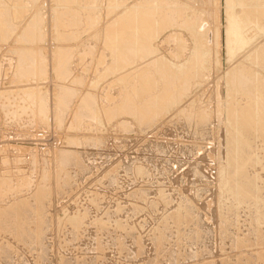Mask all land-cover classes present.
<instances>
[{
	"label": "bare ground",
	"instance_id": "obj_1",
	"mask_svg": "<svg viewBox=\"0 0 264 264\" xmlns=\"http://www.w3.org/2000/svg\"><path fill=\"white\" fill-rule=\"evenodd\" d=\"M89 1L86 0L87 4H89V3L93 4V6H95V7H97L99 2H100V0H89ZM169 1L171 2V0H169ZM35 2L36 1L32 2V4L30 3V6H35V5H33ZM57 2H58V5H59V3H64L65 8H67L69 10L68 15H65L64 19L61 18V16L59 17L58 24L60 26V25H64L66 23V25L68 24V25L73 27L72 33H74V34L71 35L72 40L77 41L76 42L77 43L76 48H78V50H79V48L82 47V45H85V42H86V40L84 41L83 36L82 37L80 36V30L81 29H80L79 25H80V23H84L88 19V17H86L87 16L86 14H82L81 16L79 14L77 15L76 10L80 9V8L84 9V8H88V7H85L84 5H83L84 8L81 7L78 3L79 0H57ZM160 2H161V0H152L151 2H149L145 6H142V7L138 6V9H136V10L134 9V12L131 14L129 13V9H127L126 11L121 13L120 16H118V19L116 20L115 25L111 29H107V28L105 30L99 29L98 30L99 32L94 34L95 38H97L98 36H101L103 41H104L103 43H104L106 49H108L112 55L113 54L116 55V59H117L116 64H115L116 67L113 69L115 72H120V70H124L126 68H129L132 70V66H134L138 62L140 63L142 60H145V59L155 60L153 63L151 62L149 64L143 65L142 67H140L139 70H137V68L135 69L136 79L141 74H143L145 72H148V73H146V76L144 75L145 76L144 78H138L137 79V84L134 88L135 93L133 94V96H130V98H127V100L124 101V104L122 106L120 104L114 105L116 103V101L119 102V100H120L119 99V100H116L114 104L111 103L112 105L115 106V108L112 110V113H110V108H109V110L106 109L108 107L103 109L104 111H106L108 118L113 119L115 117V119H117L118 117H120V115L129 113V114H132L131 116L134 115V117H135L134 119L137 121V124H139V126H140L143 123L145 125V122L147 120H149L153 114L154 115L158 114L160 112V109H162L164 107L169 110V111L167 110L168 112H172L182 102L180 100L182 98H180L178 96L181 95V97H183V99H186L189 96L188 91L192 90L190 88L191 85H189V84H188L189 88L186 87V89H185V86H187V84L183 85L185 80L190 78L193 81V80L199 79L200 77L204 78L207 76V74H205V73L210 71L209 70L210 67H209L208 63H210V60H213V57H212L214 55L212 52L213 48H216V51H217L216 58H215L216 60L214 59L215 60L214 62L216 64V67H219L220 64H222V62H223V64L225 62V64L228 65V64L236 61L238 59V57L241 56L244 52H246V50L248 48H251L253 45H255L259 39L264 38V25H263L264 24L263 23L264 22V0H223V2H222V4H223V13L222 14H224L223 15V21L221 19L222 22H220V24H219L218 19H216L217 20L216 23L208 21V25H204V23H202L203 21H206L204 19L200 23H197V21H196V23L194 22L195 24H192V23H190L189 25L187 24V26L184 29H186L189 34L191 33L192 36L194 37V40H196V42L194 44V48H193L194 54L190 58H187L186 61H184V60H183V62L172 61V63L167 64V62H165L166 60L164 61L163 58L156 57L158 54L156 53L157 48L154 46V41L158 37V31L161 33L162 28L165 24L167 25V24H171L173 22V23H176V25H177L178 23H182L186 16H183L181 14H179V15H181V16H179L177 11H176L177 14H175V15H174V13L172 14V12H171V14H168L167 13L168 11L165 12L162 10L165 8L160 6L161 5ZM202 2H203V4L208 6L209 4H212V3L217 4L218 0H202ZM10 4H11V2H10ZM107 4H108V2H107ZM167 4L168 3H166V5ZM81 5H82V3H81ZM120 5H121L120 1H117L115 4L111 1H109V5L107 8L115 10V9H118V7ZM177 5H176V7H177ZM20 7H21V3L17 2V4H15V6L13 7L12 12H8L5 16V19L3 21H0V32L4 33L5 37H7L6 35H7V33H9L8 31H10L11 34H12V32L14 34L15 31H16L15 34H17V32L22 33L23 31H25L26 26H28V24L31 22V21L28 22L26 24V26L22 29V31H19L21 26L18 23V21L21 20V23H23L21 18L23 17V15H25L24 14L25 12H21L22 10L21 11L19 10ZM59 7H60V5H59ZM190 7H191V5H190ZM190 7H189V9H190ZM185 8H186V6L184 7V9ZM198 8L199 7H193L194 11H192V9H191V12L199 13L200 8L199 9ZM209 8H211V7H209ZM59 9H61V8H59ZM96 11H98V9ZM188 11H190V10H188ZM97 13H99V12H97ZM128 13L130 15H128ZM183 14H185V10H184ZM95 15H96V13H95ZM188 15H189V17L187 16V18L189 19L191 17V19H192L193 14L192 15L188 14ZM199 15H197V16H199ZM1 16H2V14H1ZM201 16H203V15H201ZM193 17H195V16H193ZM7 18L10 19V21ZM1 19H3V18H1ZM188 19H187V21H188ZM198 19L199 18H197V20ZM36 21H37V19H36ZM104 21H106V20H104ZM8 22L12 23L13 26H9V28H7ZM86 22H88V21H86ZM87 24L88 23L83 24V25L86 26ZM95 24H98V22ZM95 24L94 25L88 24V27L90 29H96L97 25H95ZM221 24L223 27V34L221 33V29H220L221 27L219 26ZM105 25H104V27H105ZM37 27H39V25ZM81 27H83V26L81 25ZM42 29H43V27H42ZM172 29L174 30V27ZM40 31H43V30H40ZM68 31H69V29H68ZM171 32H173V31L171 30ZM1 33H0V35H1ZM4 34H3V36H4ZM171 34H173V33H171ZM82 35H84V34H82ZM184 35H185V33H184ZM18 36H19V34H18ZM31 36H32V33L29 34V37H31ZM33 36L38 37L37 28H36L35 32L33 33ZM94 36H92V37H94ZM180 36L179 37L177 36L175 38V44H176V42L178 44L184 43L183 38H185V37L182 38ZM190 37H191V35H190ZM90 38H89V40H90ZM43 39H45V38H43ZM222 39H223V42L221 41ZM0 40L2 42H5V39L3 40L1 37H0ZM166 41H167V39L165 40V42ZM42 42H43V40H42ZM92 43H91V45H92ZM21 44H23V43H21ZM91 45L87 46L84 50L83 49L80 50L81 51L80 53L78 52L80 55H82V57H81V59H79L78 62H77L78 59H76V62L78 63V65L84 63L83 68L85 66V63H87L85 61V59L87 58L86 56L93 54V52H94L93 50L96 49L95 46L92 48ZM171 45L172 44H170V47H171ZM220 45L223 46L222 48H223L225 56H222L220 54L221 53V52H219L220 49L218 50ZM212 46H213V48H212ZM183 47L184 46H181V47H178L176 49L171 50L172 51L171 53H173V56L175 57L176 60H180L182 57L184 58V55H185L184 50L185 49ZM83 48H84V46H83ZM189 48H191V47H189ZM254 49H255L254 50L255 53H253V54L247 53L245 59L241 63L238 60V62L240 63L239 65L234 66V67L231 66L233 68L230 69L227 72V74L223 77L226 80L224 90L222 87V90L219 89V90H216L215 93L212 92V94L214 93L216 98L219 100L218 103L216 102L217 104L215 103L219 107V108H217L218 116H220V113L223 115H224V113H228V117L225 119V122H224V119L222 121V123H223L222 126H225V128H226L225 129V135H224L226 138L225 140H226V144H227L226 145L227 150H226L225 157L222 158V156L224 154L223 155L221 154V151L223 150L224 147L222 148L221 151L219 150L218 154L213 152L214 158L216 159V161L218 160L220 163L219 167H218L219 172H218V176L216 179L217 180L216 181L217 186H218V192L216 193V201H217L216 209H214L211 212V214H209V210L207 211L206 207H202L196 201H192V200L188 199L187 197H183L182 199L179 200L176 207L172 208V210L169 212V210L171 208L170 205L172 204V202H171V200H169L165 196L162 189H160L158 194H157V197H156L157 201L155 200V203H152L154 205L153 207H149L150 202L147 199V196L149 193L147 191L140 190L141 192L135 193L134 195H132V199L134 197L135 199H137V200L139 199V201L143 202L142 204L135 205L134 208L136 209V211L146 210V207H144V204H146L147 207L151 208V210H153V211L158 210L157 208L159 207V205H164L165 210L166 211H167V209H169V210H168V213L166 215H164L166 213L165 212L163 214L164 216L162 218L160 217L161 218V220H159L160 223L158 221L159 225L152 231L153 232V235H152L153 241L152 240L151 241L153 242V245H154L152 247V248H154V250L152 249V253L154 252V254H155L154 257H150L151 259L145 260V261H140V262H138V260L140 259V255H144V253H146V246L147 245L145 244V242H143L145 240H142L140 235H136L132 231H130V230H132V227L134 229L138 230L139 226H132L130 228L126 224L128 222L125 223L124 221H122L121 218H120V221L117 219L116 228L118 230H122L123 235L122 234L120 236L115 235L116 234V232H115V234H114L115 236L112 237L113 236L112 232L109 234H112V236L110 235V237H112L111 238L112 242H113L114 246L116 247V248L115 247L114 248L118 250V252L121 256H124L125 259H127V262H129V264H134V263L135 264H146L147 262H149V264H186V263H184L185 261L190 262V264H264V188H262V185L264 182L263 181L264 178L262 175L264 173V78L262 77V75L264 74V44L260 45L257 48H254ZM189 51H190V49H189ZM101 52H102V50H101ZM187 53H188V51H187ZM9 54H11V53H9ZM57 54L59 56L58 57L56 56V57L60 60H58V62L57 61L55 62V60L57 58H54V68L68 67L67 64L71 61L70 57L66 56L62 51H58L57 53H55V55H57ZM62 54L65 55V57ZM107 54H108V52H107ZM12 55H14V54H12ZM18 56H20V60H18V62L20 61L19 62V64H20L19 69L22 70V73H32L35 71L34 69L38 70V69H42V68H47L46 66L48 63H47V60L45 59V56H43V55L42 56H35L34 54L30 53L29 51H25ZM61 56L64 57V59H62ZM108 57H109V55H108ZM241 57H239V58H241ZM14 59H13V61H14ZM104 60H105V56H102V57H98V59H96L95 61L97 62V64L100 65L104 62ZM15 61H16V59H15ZM88 63H89V61H88ZM107 63H108V61H106V64ZM122 64L123 65L126 64V65L121 67ZM188 64L189 65L192 64L191 68H189V69L187 68ZM108 65H109V63H108ZM17 66H18V64H17ZM78 68L80 69V67H78ZM78 68L76 69V66H75V68H73V69L78 70ZM108 68H110V67L108 66ZM67 69H69V68H67ZM71 70H72V68H71ZM101 70L103 71V69H101ZM105 70H106V68H105ZM57 71H56V73H57ZM80 71H81V69H80ZM87 71H88V67H87ZM187 71H188V73H186ZM44 72H45V70H43L41 73L36 71L35 74L38 73L39 76H42V78H41V80H42V79H46V77L44 76L45 75ZM89 72H90V70H89ZM212 72H213V70H212ZM65 73H63L61 75H64L63 79H66V78L68 79V77H70L71 74L69 71L66 72V70H65ZM124 73H126V72L124 71ZM75 74H76V71H75ZM211 74L212 73H210V75ZM85 75H86V78H89L88 77L89 75H87L86 73H85ZM213 75H211V76H213ZM156 76H158L159 79H161V80L167 79L166 80L167 83L165 81H163V84H164V82L166 84L161 86V88L159 90H157V89L159 88V85H160L159 82L161 80L159 81L157 79L158 77L156 78ZM81 77H83V76H81ZM25 78H27V77H25ZM86 78H85V81L87 80ZM95 79L96 78H94V80ZM98 79H99V77H98ZM128 79L122 78V77L117 78L116 79L117 81L116 80H115V82L113 81L114 82L113 84L116 85L120 82L124 83ZM74 80H76V79H74ZM82 80H83V78H82ZM36 81H38V80H36ZM58 81H59V79H58ZM216 81L217 82H215V86L217 84L219 85V83H220L219 79H216ZM64 82L65 81H63V84H64ZM69 82H70V80H69ZM73 83L71 82V84H73ZM80 83H81V81H80ZM96 83L92 82L90 87L92 88V86L95 85ZM106 83L107 82L105 81L104 84H106ZM180 83H182V84L179 85ZM67 84H66V87H67ZM78 84H79V80L77 82V85ZM132 84H134V83H131V86H132ZM86 85H87V83H86ZM56 86H57V84H56ZM56 86H55V88H56ZM71 86L69 87V89L72 88ZM78 86L76 87V85H75L76 88H79L83 85H81L79 87ZM129 86L130 85H128V87ZM222 86H223V84H222ZM75 87H73V89H70V90L67 87V89L69 91H67V89H64V88H62L61 90H60V87H59V90L57 88V91H60V92L56 95V97H54V98H56L55 99V108L52 110L55 112H52V114H53V117H54V114L56 115V120L58 122H60L59 117L64 113V111L62 110V107H65V108L69 107L70 111H73L74 113L77 111L79 112V110H80L79 108L77 109L78 106L76 107V105H75V107H74L72 105L73 101H75L77 98L80 99L82 97V96L79 97L81 95V92L79 91L80 89L79 90L75 89ZM84 88H85V86H84ZM96 88H97V86H96ZM107 88H106V90H107ZM94 89L92 90L93 92H94ZM119 89H120V87H119ZM81 90H82V87H81ZM122 90L124 91V89H122ZM99 92H100V90H99ZM110 92L112 94V92L114 93L115 91H110ZM103 93H105L104 90H103ZM111 94L109 93V95H111ZM114 94L116 96L117 93L115 92ZM89 95H91V93ZM94 95H93V97H94ZM105 95H106V93H105ZM113 95H111V96H113ZM118 95H119V93H118ZM121 95H123V94H121ZM124 95H125V92H124ZM97 97L101 98V97H99V95ZM240 97H243L246 99V104L243 106L242 110H240L238 108V106H239L238 104L240 103ZM43 98L41 99V101L44 100ZM102 98H103V96H102ZM212 98H213V95H212ZM214 98H213V100H214ZM37 99H38V97H37ZM84 99H85V97H84ZM168 99H170V101H171V102L169 101L170 103H167ZM203 99H201V101ZM110 100L112 102L114 100V98H110ZM166 100H167V102H166L167 104H165ZM81 101H79V102H81ZM99 101H101V99ZM220 101L222 103H220ZM241 101H242V99H241ZM243 101L245 102V100H243ZM15 102H17V101H15ZM34 102H36V101L34 100ZM47 102H48V100H47ZM102 102H103V100H102ZM37 103H38V101H37ZM74 103L77 104L76 102H74ZM104 104H105V102H104ZM107 104H108V102H107ZM111 104H110V107H111ZM193 104L194 103L192 102L187 107H184V109L180 110L178 113H176L174 115V118L175 117L179 118V116H181V115H182V118H185L186 116L183 114L184 113L187 114L186 112H189L190 108L191 109L193 108ZM44 105H45V103H44ZM80 105H82V103H80ZM241 105H243V104H241ZM34 106H35V104H34ZM53 106H52V108H53ZM71 106H73V107H71ZM48 107H50V106H47V107L43 106L42 111H41L42 113L41 114L38 113L39 115L36 119L37 122H40V123L44 122V123L48 124V122H49V117H48V113H47L49 111V110H47ZM198 107H199V105H198ZM11 108H13V107H11ZM38 108H39V104H38ZM0 109H1V106H0ZM3 109H4V107H3ZM35 109H37V108H35ZM49 109H51V108H49ZM82 109L84 111V112L81 111L82 116L78 115V112H77L78 120L75 121L76 123H75L74 127L78 124V122H80V119L82 120V117L90 118L92 121H94L93 123H96V125H98L97 127H100L99 125H103L104 117L102 115H104V114L102 113V110H101L99 103L94 104V102L92 103V101L89 100L88 102H86V104L84 106H82ZM234 109L236 112L233 115V114H231L230 111H232ZM3 112H4V110H3ZM8 112L9 111H7V113ZM68 112L69 111H67V113H65V114L68 115ZM205 113L206 112H204V113L199 112V114H197V115L194 114V115L190 116L189 118L186 117V118H188L187 119L188 126L191 127L192 123H193V125L195 123V126H193V127H195L194 128L195 132L193 131L194 135L195 136L199 135L200 138H202V139L203 138L207 139L206 137L208 135H210L207 133V128L209 125V123H208L209 117L207 115H205ZM12 114H14V113H12ZM12 114H11V117H13ZM191 114H189V115H191ZM49 115H51V114H49ZM67 115H65V116H67ZM215 115H217V114H215ZM15 116H17V115H15ZM69 117H70V113H69ZM69 117H67V119ZM156 117H157V115H156ZM8 118H10V117H8ZM63 118H66V117H63ZM63 118H61V119H63ZM72 118L73 117H71V120H72ZM74 118L76 119V117H74ZM122 118H123V116H122ZM178 118H176V119H178ZM54 119H52V121ZM67 119H63L64 120L63 122L66 123ZM91 120L89 122H91ZM155 120H156V118H155ZM93 123L91 124V127L95 126V125H93ZM109 123H110V121L108 122V126H109ZM130 123H129V126H130ZM123 125H124V123H123ZM57 126H55L54 129H56ZM108 126H107V128H108ZM81 127H84V126H81ZM81 127H80V129H81ZM87 127H89V126H87ZM112 127H113V125H112ZM117 127H118V125H117ZM124 127H127V126H124ZM193 127H192V129H193ZM215 127H218V126H215ZM215 127H214V129H215ZM68 128H69V126L67 127V130H65V131H68L69 129H71V128H69V129ZM118 128H120V127H118ZM150 128H151V126H150ZM222 128H224V127H222ZM74 129H73V132H74ZM76 129H77V126H76ZM116 129H114V130H116ZM130 129H131V126H130ZM214 129H212V132ZM62 130H63V128H62ZM94 130L95 129H93V131ZM96 130H97V128H96ZM109 130H110V128H109ZM131 130H133V129H131ZM159 130H160V127L158 126V128L155 130V132H159ZM210 131H211V128H210ZM83 132L85 133V130ZM83 132L81 131L80 133L82 134ZM88 132H89V128H88ZM191 133H192V131H191ZM220 133H219V130H217V129L213 132L214 136L216 137L215 140H218L217 138H218V135L220 136ZM152 134H156V133L152 132ZM158 135H161V133ZM224 136H223V138H224ZM210 137H211V135H210ZM197 138H199V137H197ZM223 138L221 139L219 137V139H221L222 142L224 141ZM80 140L82 141V138ZM215 140H214V143L217 142V141L215 142ZM56 141H55V143H56ZM67 141L68 140H66L65 142H67ZM94 141H96V140H94ZM143 141H144V139H143ZM142 142H139V144L141 145ZM87 144L88 143L86 141L85 146H87ZM150 145L151 144H149V146ZM160 145H162V144H160ZM90 146H92V145H90ZM149 146L148 147L146 146V148H149V150H150ZM156 146H158V145H155L153 147L155 148ZM164 146L166 147V145H164ZM223 146H224V144H223ZM60 147H62V146H60ZM68 147H69V143H68ZM165 147H164V149H165ZM215 147L216 146H214V148ZM142 148H145V147H142ZM73 149H74V147H73ZM89 149H90V151L93 150L91 147ZM119 149H120V147H119ZM77 150H79V147ZM87 150H88V147H87ZM80 151H82V150L80 149L78 152H80ZM151 151L153 152L155 150L151 149ZM60 152L61 151H59V153ZM92 153H95V152L92 151ZM223 153H224V151H223ZM79 154L74 153V155H70L67 152H64L62 154L61 162H58L59 164H57V166H56L57 169L55 172H53L54 173V179H57V186H59L60 192H64V191L67 192V190H69V188H71L73 178L74 177L76 178L75 174L81 175L83 172H85V176H86V170L88 168V166H86V164L88 161L85 164L84 163L85 161L83 160L84 158L81 157ZM87 154L90 157L91 154H89V152ZM88 155H86V156H88ZM94 156H92V157H94ZM96 156L98 159V155H96ZM104 156H102V157H104ZM86 158H88V157H86ZM95 158L96 157H94V159ZM215 159H214V161H215ZM132 160L134 161V159H132ZM152 161H154V160H152ZM36 162H37V160H36ZM97 162H98V160H97ZM217 162H215V163H217ZM38 164H39V162H38ZM33 165H34V163H33ZM151 165H150V167L153 166V165L152 166ZM215 165H217V164H215ZM128 166H129V164H128ZM44 167H46V166H44ZM38 168H40V167L38 166ZM91 168H94V166H92ZM35 169H36V167H35ZM72 169L75 171L71 172ZM118 169H119V167H118ZM123 169H124V167H123ZM127 169H128V167H127ZM133 169L134 168L131 167L128 170L130 172H132L131 174H133L136 177H138V176L141 177L145 174V171L142 167H138V169L136 168V169H134V171H133ZM197 170H199V169H197ZM92 171H94V169ZM193 171H194V169H193ZM3 172L0 173V203L4 202L5 199H8V197L11 195L13 197L10 198L6 203L0 204V264H15V262H17V260L20 257H22V256H20L21 254L24 253L27 255L28 252L33 253V255H35L36 264H104V262L103 263L100 262L102 260L100 257L97 256L98 258H96V262H95V259H94V261L89 260V258L86 257V255L81 257L82 253L79 255H76V256H71V257L66 254L68 257H66V255H65V257H63V258L58 257L55 260H52L50 262L49 260L51 259V257H50V255H51L50 250L51 249H50V245L47 244V243H49V242H47V239L49 238L48 234L50 233L49 231L54 226H56L58 230H61V229H63L65 224H68V225H71L73 227V233H72L73 239H78V237L80 236V233L82 232V230H84L83 229L84 225L88 224L89 220H92L90 218L91 214L89 213L87 206H85L87 208V210L83 209V210L78 211V208H77V212L73 213V215H70V216L66 215V218L60 219V218L54 216V214L51 212V209L54 206L53 202L51 201V198H52V195H54V193L56 194V190L52 191V193H51V188H48L47 186H43L41 184H38V185L36 184L38 187L31 194L32 197L22 198L24 196L23 189L26 188V186H28V184L30 182H27L28 180L25 178L27 180L26 181L27 183L22 180L23 181L22 183L16 182L17 184L15 183L14 185H11V182L9 181V179H11L9 177L10 175L7 174L9 171L7 170V173H6L7 175H4L5 172L4 173ZM130 172H129V175H130ZM53 173L51 171H49V174H48V170H47V172L45 174L47 177H48V175H49V177H52ZM91 173H89V174H91ZM110 173L111 172H109V174ZM125 173H126V170H125ZM24 174H26V173H24ZM41 176H42V174H41ZM134 176H132V177H134ZM86 177H84V178H86ZM80 178L81 177H79V179ZM13 179H15V178H13ZM31 179H33V178L31 177ZM145 179H147V178H145ZM80 180H78V182ZM98 180H100V178ZM109 180H112L113 182L116 183L118 178L115 177V175H112L111 179H109ZM137 180H138V178H137ZM149 180H151V179H148V181ZM13 181H16V180H13ZM18 181H19V179H18ZM92 181H95V180H92ZM141 182H142V180H141ZM142 183H144V182H142ZM152 183H150V184H152ZM55 185H56V182H55ZM156 185H158V184L156 183ZM114 187H116V186H114ZM158 187H160V186H158ZM72 189H73V186H72ZM76 191H77V189H76ZM20 195L21 196L23 195V196L21 198H19ZM29 196H30V194H29ZM76 198H77V196H76ZM220 198H221V200H220ZM220 202L222 203L221 207H220ZM90 203L96 209H100V203H98V194L96 197L91 198ZM116 209H117L116 213H120V211L123 208L118 207ZM242 209L244 211H246L247 218H245L246 219L245 221H242V219L239 215L240 210H242ZM90 210H91V207H90ZM68 211H69V209H68ZM105 212H106V210H105ZM112 212H113V210H112ZM134 214H136V213L134 212ZM92 215L94 217L93 212H92ZM113 216H112V218H114ZM116 217H115V219H116ZM112 218H111V220H112ZM115 219H113V220H115ZM106 220H104L103 218L100 219L99 213H98V218H95L92 221L97 225V228L99 226V228L102 229V228H105L107 226V224L111 223L110 221L108 223ZM211 221H212V223L208 224ZM245 223L248 226H247V231L243 233L242 232V227H243L242 225H244ZM114 227H115V225H114ZM244 228H246V227H244ZM71 230H72V228H71ZM86 230H87V228H86ZM109 231H107V232H109ZM104 232H106V231H104ZM118 232H120V231H118ZM125 232H126V234H124ZM101 233L102 232H100V235H99L100 237H101ZM82 234H83V232H82ZM98 234H99V232H98ZM137 234H138V232H137ZM92 235H91V237H94V235L93 236ZM96 235H95V237L97 238L98 235L97 236ZM104 235H105V233H104ZM127 237H128V241L130 239L131 242L133 241L132 243H134L137 246L136 247L132 244L134 246V249H135V247L137 248L136 251L132 247L131 248L133 249V251L130 250V248L128 246L129 242L126 240ZM68 238H70V237L68 236ZM97 241L98 242L95 243V245H96L95 250L97 251L96 253L99 252L100 253L99 256H101L102 253L104 254L105 250L108 249V248L106 249L107 243L109 244L111 241L107 242V243H106L107 240L104 241V239H103V241H100V240H97ZM58 242H59L58 243L59 249L60 250H62V248L64 249V247H65L63 244L64 242L62 243L61 240ZM77 242H78V240H77ZM214 242H217V246L212 248V244ZM91 244H92V242H91ZM86 245H88V244H86ZM111 245H112V243H111ZM150 245H152V244L150 243ZM73 246L76 247L77 244H76V246L75 245H73ZM74 247H72V248H74ZM84 247H85V245H84ZM107 247H109V246H107ZM112 247L113 246H111L110 249ZM22 249H24L25 251ZM227 249L230 250L231 255L224 256L223 253ZM92 251H93V249H92ZM77 253H80V252H77ZM77 253H75V254H77ZM88 254L89 253H87V255ZM93 254L95 255V253H93V252L90 253V255H92V256H93ZM90 255H89V257H92ZM151 256H153V255H151ZM26 258H27V256H26ZM120 259H121V257H120ZM125 259H123L122 261H124ZM19 260H18V262H19ZM21 260H23V259H21ZM122 261H121V263H122ZM27 262L32 263V262H30V260ZM32 264H34V263H32ZM116 264H118V263H116ZM119 264H120V262H119Z\"/></svg>",
	"mask_w": 264,
	"mask_h": 264
},
{
	"label": "rangeland",
	"instance_id": "obj_2",
	"mask_svg": "<svg viewBox=\"0 0 264 264\" xmlns=\"http://www.w3.org/2000/svg\"><path fill=\"white\" fill-rule=\"evenodd\" d=\"M8 1L7 0H0V5H1L0 6V9H1L0 10L1 11L0 17L3 18V19L0 18V21H3L5 19L6 14L8 12H12L15 4H17V2H19V3H21V7L19 8V10L20 11L22 10L21 12H25L24 13L25 15H23V17L21 18L22 22L24 24L21 23V20L18 21V23L21 26L19 31H22V29L26 26V24L30 21L31 22L28 24V26H26L25 31L22 32L23 34L20 32H17V34H15L16 31L14 32V34H13V32L11 34V32L8 31L9 33H7V35H6L7 37H5V34L0 32L1 33L0 37L3 40L5 39V42H2L0 40V52H1L0 53V106H1V109H0V173H2L4 171L5 172L4 175H7V174L10 175L9 177L11 179H9V181L11 182V185H14L16 182L17 183H20V182L22 183L23 181L26 182L27 180H28L27 182H30L28 184V186H26V188L23 189L24 196L22 195L23 196L22 197L20 195L19 198H21V197L22 198L32 197L31 194L36 190V188L38 187L37 186L38 184H41L43 186H47L48 188H51V193H52V191L56 190V194L54 193V195H52V198H51V201L53 202V205H54L51 209V212L54 214V216H56L60 219L66 218V215L67 216L73 215V213L77 212V208H78V211L83 210V209L87 210V208H88V211L91 214L90 218L92 220H94L95 218H98V213H99L100 219H102V218L104 220L107 219L106 221L108 223H109V221L111 222V223L107 224V226L105 228H102L103 229L102 230L99 228V226L97 228V225L92 220H89L88 224L84 225V228H83L84 230H82L84 235L81 232L78 239H73V237H72L73 227L71 225L65 224L63 229H61V230H58L56 226L52 227V229L49 231L50 233L48 234L49 238L47 239V242H49L47 244L50 245V249H51L50 254L52 255V256L50 255V257H51V259L49 260L50 262L52 260H55L58 257L63 258V257H65L66 254L71 257V256H76V255H79L82 253L81 257L86 255V257H88L89 260L94 261V259H95V262H96V258L100 257L102 259V260L100 259L101 260L100 262L101 263L104 262V264H116V263L119 264V262H120V264H122L123 262H124L123 264H125V263L129 264V262H127V259H125L124 256H121L119 254L118 250L115 249L116 247L114 246L112 239H111L115 235H119V236L121 234L123 235L122 230H118L116 228L117 219L120 221V218L125 223L128 222L129 224L128 223H126V224L130 228L132 226H139L138 230L134 229L132 227V230H130V231H132L136 235H140L141 239L145 240L143 242H145V244L148 246V247L146 246V253H144V255H140V259L138 260V262L151 259L150 257H154V255H155L154 252L152 253V249L154 250V248H152L154 246L153 242H152L153 241L152 240V238H153V236H152L153 232L152 231L159 225V223H160L159 220H161V218L168 213L169 209H167V211H166L164 205H159V207L157 208L158 210L153 211V210H151V208H148L146 204H144V207H146V210L136 211V209L134 208L135 205L142 204L143 202L139 201V199L138 200L135 199L134 197H133V199H134L133 200L132 195H134L135 193L141 192L140 190L147 191L149 193L147 196V199L151 205L152 203H155V200L157 201V198H156L157 194H158L159 190L162 189L165 196L169 200H171V202H172V204L170 205L171 208L169 207L170 208L169 212L172 210V208L176 207L179 200L182 199L183 197H187L188 199H190L192 201H196L202 207H206L207 211L209 210V214H211V212L214 209H216V204H217L216 193L218 192V186H217V182H216L217 180L216 179L218 176V172H219L218 167H219L220 163L218 160H217L218 161L217 162L216 159L214 158L213 152L218 154L219 150L221 151L222 148L224 147L223 150L221 151V154L222 155L224 154L222 156V158L225 157L226 150H227V146H226L227 144H226V140H225L226 138L224 136L226 128H225V126H222L223 125L222 121L224 119V122H225V119L228 117V113H224V115L220 113V116H218L217 108H219V107L216 104L219 102V100L216 98L214 93L216 90H219V89L222 90V87L224 90L226 80L223 77L227 74V72L230 69H232L234 66L239 65L245 59L247 53L248 54L255 53L254 48H257L260 45L264 44V38L259 39L255 45H253L251 48H248L246 50V52H244L241 55L242 57L239 56L242 59L238 57V59L236 61H234L228 65L225 64V62H224V64L222 62V64H220L219 67H216V64L214 62L216 60L215 58H216L217 51H216V48H213V46H212V48H213L212 52L214 55L212 56L213 60H210V63H208V65L210 67L209 68L210 71H208L209 73L208 72L205 73V74H207V76H206L207 78L206 77H204V78L200 77L199 79L193 80V81L190 78L186 79L185 82L184 83L182 82V83H183V85L187 84V86H185V89H186V87L191 85L190 88L192 89L191 90L192 92L188 91L189 96L186 99H183V97H181V95H179L178 97L182 98V99H180L182 102L178 105V107H176V109H174L172 112H168L169 110L164 107V108L160 109V112L158 114H155V115L153 114L150 118L151 120L150 119L147 120L145 122V125L143 123L139 126V124H137V121L134 119L135 118L134 115L131 116L132 114H129V113L122 114L117 119H115V117L113 119H111V118H108L106 111H104L103 109L108 107L106 109L109 110V108H110V113H112V110L115 108L114 105L120 104L122 106L124 104V101L127 100V98H130V96H133V94L135 93L134 88L137 84V79L138 78H144L146 76V73H148V72H145V73L141 74L140 76H138L136 79L135 69L137 68V70H139L140 67H142L143 65L149 64L151 62L153 63L155 60L148 59L149 60L148 61L147 59H145V60H142L140 63L138 62L137 64H135L137 67L135 65L132 66V70L129 68H126L124 70H120V72H115L113 69L116 67V65H115L116 60H117L116 55L113 54L114 55L113 56L110 53V51L108 49H106V47L103 43L104 41H103L101 36H98L97 38H95L94 34L99 32L98 31L99 29L100 30L101 29L105 30L106 28L111 29L115 25V22L118 19V16H120L121 13H123L127 9H129V13L131 14L134 12V9L135 10L138 9V6H140V7L145 6L149 2H151L152 0H144V1L143 0H127V1L126 0H108V1L107 0H102V1L100 0L97 7L93 6V4H90V3L87 4L86 0H82L83 2L81 0H79L78 3L81 7H83V5L85 7H88V8L83 7L84 9L80 8V9L76 10L77 15L79 14L81 16L82 14H86L87 16L86 15L85 16L88 17V19L86 20L88 22L85 21L84 23H80V25H79V27L81 29L80 30V36L81 37L83 36L84 41L85 40H86V42L88 41L87 43L85 42V45H82V47H80L79 50H78V48H76L77 47L76 46L77 41L72 40L71 35L74 34V33H72L73 27L68 25V24L66 25V23L64 25H60V26L58 24V19L60 16H61V18L64 19L65 15H68L69 10L67 8H65L64 3H59V5H60V7H59L57 0H16V1L15 0H8ZM34 1H36L33 4L35 6H30V3L32 4V2H34ZM109 1L113 2L114 4L117 1H120L121 5L118 7V9H115V10L108 9L107 7L109 5ZM10 2H11V4H10ZM107 2H108V4H107ZM161 2H160L161 5L160 4L159 5L164 7L165 9H162V10L165 12L168 11L167 12L168 14H171V12H172V14L174 13V15H175L178 12V15L181 14L183 16H186L184 18V21H183L184 23L182 22V23H178L176 25V23L172 22L171 24H167L168 26L165 24L163 26L164 29L162 28V32L160 33L158 31V37L154 41V46L157 48L156 53L159 55L158 56L156 54L157 55L156 57L163 58L164 61L166 60L165 62H167V64L172 63V61H178V62H183V60L186 61L187 58H190L194 54L193 48H194V44H195L196 40H194V37L192 36L191 33L189 34L188 31L186 29H184L187 26V24L188 25L190 23L195 24L196 21H197V23H200L204 19L206 20V21L202 22V23H204V25H208V21L216 23L217 22L216 19H218L219 24H220V22L223 21V15H224V14H222L223 13V4H222L223 0H218L217 4L212 3V4H209L208 6L203 4L202 0H195V1L194 0H171V2L169 0H165V1L161 0ZM81 3H82V5H81ZM166 3H168V4L166 5ZM176 5H177V7H176ZM190 5H191V7H190ZM185 6H186V8L184 9ZM189 7H190V9H189ZM193 7H199L200 8V9L198 8L199 13L191 12V9H192V11H194ZM209 7H211V8H209ZM59 8H61V9H59ZM97 9H98V11H96ZM184 10H185V14H183ZM188 10H190V11H188ZM97 12H99L100 14ZM95 13H96V15H95ZM129 13H128V15H130ZM1 14H2V16H1ZM188 14H191V15L193 14V16H195V17L192 16V19H191V17L188 19L187 18V16L189 17ZM181 15H179V16H181ZM197 15H199V16H197ZM201 15H203V16H201ZM196 17L199 19L197 20ZM36 19H37V21H36ZM187 19H188V21H187ZM221 19H222V21H221ZM8 20L10 21V19H8ZM104 20H106V21H104ZM97 22H98V24H95ZM86 23H88L89 25L95 24V25H97L98 29L97 28L96 29H90L88 27V24L86 26H84L83 24H86ZM37 24L39 25V27H37L38 26ZM81 25L83 27H81ZM104 25H105V27H104ZM9 26H13L12 23L8 22L7 28H9ZM172 26L174 27V30L172 29L173 28ZM219 26L221 27L220 28L221 33L223 34L222 24ZM42 27H43V29H42ZM36 28L38 31V37H34L35 35L33 36V33L35 32ZM68 29H69V31H68ZM40 30H43V31H40ZM171 30L173 32H171ZM30 33H32L31 37H29ZM171 33H173V34H171ZM184 33H185V35H184ZM3 34H4V36H3ZM18 34H19V36H18ZM82 34H84V35H82ZM190 35H191V37H190ZM92 36H94V37H92ZM177 36L178 37L180 36L182 38L185 37V38H183V40H184L183 44H178L177 42L175 44V38ZM42 37L45 39H43ZM89 38H90V40H89ZM166 39L168 42L167 41L165 42ZM42 40H43V42H42ZM221 41L223 42V39ZM21 43H23V44H21ZM91 43H92V45H91ZM30 44L31 45L33 44V45L31 46ZM170 44H172L173 46L171 45V47H170ZM86 45L87 46L91 45L92 48L95 46L96 49L93 50L94 51L93 54L86 56L88 59L86 58L85 61L87 63L89 61V63L88 64L85 63V66L83 68L84 63L78 65L77 62L82 57V55L79 54L81 52L80 50H82V49L84 50L87 47ZM222 45L219 46L218 50L220 49L219 50V52H221L220 54L222 56H225ZM83 46H84V48H83ZM181 46H184L183 48L185 49L184 50V52H185L184 58L182 57L180 60H176L175 57L173 56V53H171L172 52L171 50L176 49V48L181 47ZM189 47H191V48H189ZM189 49H190V51H189ZM101 50H102V52H101ZM25 51H29L30 53L34 54L35 56H42V55L45 56V59L47 60V63H48L46 66L47 68H42V69H38V70L34 69L35 71L32 73H22V70L19 69V66H20L19 62L20 61L18 62V60H20V56H18V55H20L21 53H23ZM58 51H62L66 56L70 57L71 61L67 64L68 67L54 68V58H57L59 56L58 55L59 53L57 55H55V53H57ZM106 51L108 52V54ZM187 51H188V53H187ZM9 53H11V54H9ZM12 54H14V55H12ZM65 55H63V56L65 57ZM108 55H109V57H108ZM102 56H105V60L102 64L99 65V64H97V62L95 60L98 59V57H102ZM64 57L61 56L62 59H64ZM14 58L16 59V61ZM13 59H14V61H13ZM76 59H78L77 62H76ZM58 60H60V59L57 58L55 60V62L56 61L58 62ZM238 60L240 63L238 62ZM106 61H108L109 65H108V63L106 64ZM17 64H18V66H17ZM125 65L122 64L121 67H123ZM191 65L192 64H190V65L188 64L187 68L188 69L191 68ZM75 66H76V69L78 67H80L81 71L79 68H78V70H76V69L74 70L73 68H75ZM108 66L110 68H108ZM231 66H233V67H231ZM87 67H88V71H87ZM67 68H69V69H67ZM71 68H72V70H71ZM105 68H106V70H105ZM101 69H103V71ZM43 70H45L44 76L46 77V79L41 80L42 76H39L38 73L37 74H35V73H36V71L41 73ZM65 70H66V72L69 71L71 74V76L68 77V79L66 78L67 80L63 79L64 75H61V74L65 73ZM89 70H90V72H89ZM212 70L214 73L212 72ZM56 71H57V73H56ZM75 71H76V74H75ZM124 71L126 73H124ZM85 73L87 75H89L88 76L89 78H86ZM186 73H188V71ZM210 73H212L211 75H213V74L214 75L211 76ZM81 76H83V77H81ZM25 77H27V78H25ZM98 77H99V79H98ZM121 77L126 78V79L129 78V79L124 83L120 82V83H118L119 85L118 84L114 85L113 83L115 82V80L117 78H121ZM157 77L158 76H156V78ZM262 77L264 78V74L262 75ZM82 78H83V80H82ZM85 78L87 79L86 81H85ZM94 78H96V79L94 80ZM35 79L38 81H36ZM58 79H59V81H58ZM74 79H76V80H74ZM157 79L159 81L161 80V79H159V77ZM216 79H219L220 83H219V85L217 84L215 86V82H217ZM69 80H70V82H69ZM78 80H79L78 85L79 86L83 85V86H81L82 90H81V87H79L77 85ZM166 80H161L160 82L158 81L160 85H159V88L157 90H159L161 88V86H163L167 83ZM63 81H65L64 84H63ZM80 81H81V83H80ZM105 81L107 82L106 84H104ZM163 81H165L166 83L164 82V84H163ZM54 82L57 84V86ZM66 82L67 83L69 82V83L67 84ZM71 82L72 83L74 82V83L71 84ZM92 82H95V83L97 82V83L95 85H93L91 88L90 86H91ZM86 83H87V85H86ZM131 83H134V84H132V86H131ZM182 83H180L179 85H181ZM66 84H67L68 89L71 85H72L71 86L72 88H70V89H73V87H75V85H76V87L77 86L79 87V88L75 87V89H78V90L80 89L79 91L81 92V95L79 97H81V96L82 97L80 99L77 98L72 103V105L74 107L76 105V107L78 106L77 109L78 108L80 109L79 112L77 111L78 115L82 116V114H81V111H83L82 106H84L86 104V102H88L89 100L92 101V103L94 102V104L99 103L101 110H102V113L104 114V115H102L104 117L103 125H99L100 127H97L98 125H96V123H93L94 121H92L90 118L82 117V120L80 119V122H78V124L76 125L77 126V129H76V126L74 127V125L76 123L75 121L78 120V115H77V112L74 113L73 111H70L69 107H68L69 109L62 107V110L64 111V113L59 117L60 122H58L56 120L55 114L53 117L52 112H55V111H53L52 109L55 108V99H56L54 97H56V95L60 92V91H57V88H58V90H59V87H60V90L62 88L67 89ZM222 84H223V86H222ZM128 85H130V86L128 87ZM55 86H56V88H55ZM84 86H85V88H84ZM96 86H97V88H96ZM119 87H120V89H119ZM106 88H107V90H106ZM68 89H67V91L70 90V89L69 90ZM93 89H94V92L92 91ZM122 89H124V91ZM99 90H100V92H99ZM103 90L106 93V95H105V93H103ZM109 90L115 91L117 93L116 96L114 94L115 92L114 93L112 92V94H111V92ZM124 92H125V95H124ZM212 92H214V93L212 94ZM90 93H91V95H89ZM109 93L111 95H113V94L114 95L111 96V95H109ZM118 93H119V95H118ZM121 94H123L124 96ZM93 95H94V97H93ZM98 95L101 98H98L97 97ZM212 95H213V98L215 97L214 100L212 98ZM102 96H103V98L105 97L106 99L105 98L103 99ZM37 97L40 101L37 99ZM84 97H85V99H84ZM42 98L46 102L44 100L41 101ZM110 98H114V100L111 102ZM100 99H101V101H99ZM201 99H203V100L201 101ZM241 99H242V101H241ZM34 100L36 102H34ZM47 100H48V102H47ZM102 100H103V102H102ZM116 100H119V102H117ZM243 100H245V102ZM15 101H17V102H15ZM37 101H38V103H37ZM79 101H81V102H79ZM115 101H116V103H115ZM169 101H170V99H168V102L166 100L165 104L171 102V101L170 102ZM74 102H76L77 104H75ZM104 102H105V104H104ZM107 102H108V104H107ZM192 102L194 103L193 108L192 109L190 108L189 112H186L187 114L184 113L183 115H185L186 117L189 118L190 116H192L194 114L195 115L199 114V112H203V113L206 112L205 115H207L209 117V119H208L209 125L207 124L208 125L207 133L211 135V137H210V135H208L206 137L207 139H205V138L202 139V138H200L199 135L198 136L194 135L193 131L195 132V129H194L195 127H193V126H195V123H194V125L192 123L191 127L188 126V122H187L188 118H186L185 116L184 117L186 119L182 118V115L179 116V118L178 117L174 118V115L176 113H178L180 110L184 109V107H187L188 105H190ZM44 103H45V105H44ZM80 103H82V105H80ZM111 103H113V104L115 103V104L112 105ZM220 103H222V102L220 101ZM34 104H35V106H34ZM38 104H39L40 109L38 108ZM110 104H111V107H110ZM241 104H243V105H241ZM245 104H246V99L243 97H240V103L238 104L239 105L238 108L240 110H242V108ZM198 105H199V107H198ZM43 106H45V107L50 106V107H48V109L46 108L47 110H49L47 112L48 117H49L48 124L44 123V122L40 123V122L36 121L38 115L42 113L41 111H42ZM52 106H53V108H52ZM73 106H71V107H73ZM3 107H4V109H3ZM11 107H13V108H11ZM35 108H37V109H35ZM49 108H51V109H49ZM2 109L4 110V112ZM7 111H9V112L7 113ZM67 111H69L68 115L65 114V113H67ZM230 112H231V114L234 115L236 111L234 109ZM12 113H14V114H12ZM69 113H70V117H69ZM11 114L13 117H11ZM49 114H51V115H49ZM64 114L67 116H65ZM189 114H191V115H189ZM215 114H217V115H215ZM15 115H17V116H15ZM156 115H157V117H156ZM122 116L124 119L122 118ZM8 117H10V118H8ZM63 117H66V118H63ZM67 117H69V118L67 119ZM71 117H73L72 120H71ZM74 117H76V119ZM61 118L67 119L66 121L68 123L63 122L64 120ZM155 118H156V120H155ZM176 118H178V119H176ZM52 119H54L55 121L54 120L52 121ZM90 120L93 123V125H95V126L91 127L92 123L89 122ZM109 121H110V123L108 126ZM123 123H124V125H123ZM129 123H130L131 129H133V130L130 129ZM111 124L113 125V127ZM117 125L120 128H118ZM55 126H57L56 129L58 128L57 130L54 129ZM68 126L71 129L68 128L69 130L65 131V130H67ZM81 126H84V127H81ZM87 126H89V127H87ZM107 126H108V128H107ZM124 126H127V127H124ZM150 126H151V128H150ZM158 126L160 127V130H159V132H155V130L158 128ZM215 126H218V127H215ZM80 127H81V129H80ZM192 127L194 130L192 129ZM214 127H215V129H214ZM222 127H224V128H222ZM62 128H63V130H62ZM88 128H89V132H88ZM96 128H97V130H96ZM109 128H110V130H109ZM210 128H211V131H210ZM73 129H74V132H73ZM93 129H95V130L93 131ZM114 129H116V130H114ZM212 129H214L213 132L216 129L219 130V133L221 132L220 136L218 135V138H217L218 140H215L216 137L214 136ZM84 130H85V133L83 132ZM81 131L84 134L83 133L81 134L80 133ZM191 131H192V133H191ZM152 132L156 133V134H152ZM160 133H161V135H158ZM223 136H224V138H223ZM197 137H199V138H197ZM219 137L221 139L223 138L224 141L222 142V140L219 139ZM81 138H82V141L80 140ZM143 139H144V141H143ZM66 140H68L69 142L68 141L65 142ZM94 140H96V141H94ZM214 140H215V142L216 141L217 142L214 143ZM55 141H56V143H55ZM86 141L88 143L87 146H85ZM139 142H142L143 144L141 143V145H140ZM68 143H69V147H68ZM149 144H151V145L149 146ZM160 144H162V145H160ZM223 144H224V146H223ZM90 145H92L93 147ZM155 145H158V146H156L154 148L153 146H155ZM164 145H166V147ZM60 146H62V147H60ZM72 146L74 147V149ZM146 146L147 147L149 146L150 150H149V148H146ZM214 146H216V147L214 148ZM75 147L77 149L79 147V150L81 149L83 152L82 151H80L81 153L78 152L79 150H77ZM87 147H88L89 151L87 150ZM90 147L93 149V150L92 149L91 150L95 153H92V151H90V149H89ZM119 147H120V149H119ZM142 147H145V148H142ZM164 147H165V149H164ZM151 149L152 150L154 149L155 151L152 152ZM59 151H61V152L59 153ZM223 151H224V153H223ZM64 152H67L70 155H74V153L75 154L80 153L79 155L84 158V159L82 158L85 161L84 163L86 164V162L88 161L86 164V166H88V168L86 170V176L87 177L85 176V172H83L81 175L75 174L76 178L74 177L73 182H72L73 189L71 186V188H69V190H67V192L66 191L60 192L59 186H57V179H54V173L53 172L56 171V169H57L56 166H57V164H59L58 162H61V156ZM88 152H89V154H91L90 157L87 154ZM86 155H88V156H86ZM96 155H98V159H97ZM92 156H94L96 158L94 159V157H92ZM102 156H104V157H102ZM86 157H88V158H86ZM132 159H134V161ZM214 159H215V161H214ZM36 160H37V162H36ZM97 160H98V162H97ZM152 160H154V161H152ZM38 162H39V164H38ZM215 162H217V163H215ZM33 163L35 166L33 165ZM214 163L217 165H215ZM128 164H129V166H128ZM150 165L152 167H150ZM38 166L41 169L42 168L43 169L41 170L40 168H38ZM44 166H46V167H44ZM92 166H94V168H91ZM126 166L128 167V169L131 167L134 169H136V168L138 169V167H142L145 171V174L141 177H139V176L136 177L133 174H131L132 172H130ZM35 167H36V169H35ZM118 167H119V169H118ZM123 167H124V169H123ZM93 169H94V171H92ZM134 169H133V171H134ZM193 169H194V171H193ZM197 169H199V170H197ZM7 170L10 173L9 172L7 173ZM47 170H48V174H49V171H51L53 173L52 177H49V175H48V177L46 176L45 173L47 172ZM125 170H126L127 174L125 173ZM73 171H75V170L72 169L71 172H73ZM109 172H111V173L109 174ZM129 172H130V175H129ZM24 173H26V174H24ZM89 173H91V174H89ZM41 174H42V176H41ZM111 174L115 175V177L118 178V180H117L118 183L116 182L117 184L115 182H113L112 180H109V179H111V176H112ZM262 175L264 178V173ZM132 176H134V177H132ZM31 177L33 179H31ZM79 177H81L80 178L81 180L79 179ZM84 177H86V178H84ZM13 178H15V179H13ZM99 178H100V180H98ZM137 178H138V180H137ZM145 178H147V179H145ZM18 179H19V181H18ZM148 179H151L152 181L149 180L150 181L149 182ZM13 180H16V181H13ZM78 180H80V181L78 182ZM92 180H95V181H92ZM141 180L144 183H142ZM263 181H264V179H263ZM55 182H56V185H55ZM150 183H152V184H150ZM156 183L158 185H156ZM114 186H116V187H114ZM158 186H160V187H158ZM262 188H264V182H263ZM76 189H77V191H76ZM28 193L30 194V196ZM97 194H98V203H100V209H96L90 203L91 198L96 197ZM76 196H77V198H76ZM12 197H13L12 195L9 196L8 199H5V201L0 203V204L6 203ZM221 198H220V200H221ZM221 204L222 203L220 202V207H221ZM150 205H149V207L154 206L153 204L151 206ZM85 206H87V208ZM90 207H91V210H90ZM118 207L123 208L120 211V213H116L117 212L116 208H118ZM68 209H69V211H68ZM105 210H106V212H105ZM112 210H113V212H112ZM243 211H244L243 209L240 210L239 215H240L242 221H245L246 220L245 218H247V216H246V211H244V212ZM92 212L94 214V217L92 215ZM134 212L136 214H134ZM112 216L114 218H112ZM115 217H116V219H115ZM111 218H112V220H111ZM113 219H115V220H113ZM158 221H159V223H158ZM211 223H212V221L208 224H211ZM114 225H115V227H114ZM242 226H243L242 232L244 233L247 231L248 225L245 223ZM244 227H246V228H244ZM71 228H72V230H71ZM86 228H87V230H86ZM104 231H106V232H104ZM107 231H109V232H107ZM118 231H120V232H118ZM136 231L138 232V234ZM98 232H99V234H98ZM100 232H102L101 237L99 236ZM111 232H112L113 236H112V234H109ZM115 232H116V234H115ZM104 233H105V235H104ZM92 234L94 235V237H91ZM96 234L98 235L97 238L95 237ZM124 234H126V232ZM110 235L112 237H110ZM68 236L70 238H68ZM107 238L108 239L110 238L111 240L110 239L108 240ZM103 239H104V241L107 240L106 243L110 242V241L111 242L109 244L107 243V246H109V247L106 246V249L107 248L108 249L105 250L104 254L102 253V255L99 256L100 253L99 252L96 253L97 251L95 250V246H96L95 243L98 242L97 240L103 241ZM60 240L62 243L64 242L63 244L65 246L64 249L62 248V250H60L58 247V243H59L58 241H60ZM77 240H78V242H77ZM126 240L128 241V237L126 238ZM90 241L92 242V244ZM128 242L130 243L131 240L129 239ZM132 242L130 244L128 243V246H129L131 251H133L134 246H136ZM111 243H112V245H111ZM150 243L152 245H150ZM76 244H77V246H76ZM86 244H88V245H86ZM73 245H75L76 247H74ZM84 245H85V247H84ZM110 245L113 246L111 249H110V247H111ZM216 246H217V242H214L212 244V248H214ZM72 247H74V248H72ZM136 247L134 249L135 251L137 249ZM92 249H93V251H92ZM22 250H24V249H22ZM77 252H80V253H77ZM91 252L95 253V255L94 254H93V256L90 255ZM75 253H77V254H75ZM87 253H89V254L87 255ZM25 255L26 254H24V253L21 254L20 256H22L23 258L20 257L19 258L20 260L18 259L19 262L17 260L18 263L15 262V264H32V263L36 264L35 255H33V253L28 252V254L26 255L27 258ZM67 255H66V257H68ZM89 255L92 257H89ZM151 255H153V256H151ZM223 255L224 256L231 255L230 250L227 249L223 253ZM120 257H121V259H120ZM21 259H23V260H21ZM123 259H125V260L122 261ZM29 260L32 263H28L27 261H29ZM121 261H122V263H121ZM187 262L188 261H185L184 263L190 264V262H188V263ZM146 264H149V262H147Z\"/></svg>",
	"mask_w": 264,
	"mask_h": 264
}]
</instances>
